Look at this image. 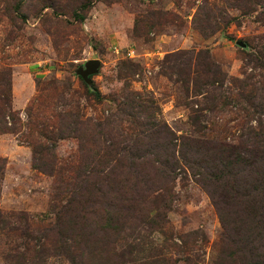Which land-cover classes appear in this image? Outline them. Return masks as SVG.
Wrapping results in <instances>:
<instances>
[{
    "label": "rangeland",
    "instance_id": "rangeland-1",
    "mask_svg": "<svg viewBox=\"0 0 264 264\" xmlns=\"http://www.w3.org/2000/svg\"><path fill=\"white\" fill-rule=\"evenodd\" d=\"M241 3L0 0V90L15 114L12 123L4 117L10 130L0 133V212L18 229L0 231V264H229L219 256L218 214L186 168L169 184L167 210L161 198L141 206L163 205L159 229L135 219L111 237L89 213L88 237L99 239L69 253L52 243L78 186L71 119L121 118L133 92L177 136L236 144L264 130V0L234 8ZM91 60L99 67L84 81L77 71ZM217 67L223 83L213 81ZM128 127L123 121L118 132L130 144ZM33 150L53 155L51 176L33 167Z\"/></svg>",
    "mask_w": 264,
    "mask_h": 264
},
{
    "label": "trees",
    "instance_id": "trees-1",
    "mask_svg": "<svg viewBox=\"0 0 264 264\" xmlns=\"http://www.w3.org/2000/svg\"><path fill=\"white\" fill-rule=\"evenodd\" d=\"M239 1L241 5L234 8L240 10L243 1L253 2ZM211 73L214 82H224L220 68ZM140 98L138 93H126L123 106L118 109L121 118L116 115V120L109 117L101 121L82 120L77 116L67 124L66 130L78 142L79 163L74 172L78 186L73 187L63 207V217L53 227L57 236L52 248L69 253L80 244L86 247L99 239L88 237L89 213L99 215V230L111 237L118 236L129 220L137 219L148 229H159L165 222L162 213L171 203L169 184L180 168H186L218 214L224 231L220 259L229 264H264V130L252 129L236 144L177 136L155 118L157 108ZM0 102L4 104L0 108V133H3L10 130L2 126L6 124L4 117L12 123L15 114L8 92L0 90ZM123 121L133 131L130 144L125 141L128 134L118 132ZM113 136L121 140L118 142ZM33 161L39 172L53 174V155H37L33 150ZM159 198L166 204L163 211V205L151 211L141 208L144 202L153 203V199ZM8 217L0 212V231H17ZM20 217L24 221L25 217ZM24 223L28 225L26 218ZM79 230L80 236L75 234ZM46 232L43 236L50 241L51 231ZM79 240L82 242L77 243ZM44 252V248L39 251L38 261L43 260L40 253Z\"/></svg>",
    "mask_w": 264,
    "mask_h": 264
},
{
    "label": "water",
    "instance_id": "water-1",
    "mask_svg": "<svg viewBox=\"0 0 264 264\" xmlns=\"http://www.w3.org/2000/svg\"><path fill=\"white\" fill-rule=\"evenodd\" d=\"M98 67H99V61L91 60L85 64L84 69H78L77 73L82 80L87 81V77L96 73Z\"/></svg>",
    "mask_w": 264,
    "mask_h": 264
}]
</instances>
